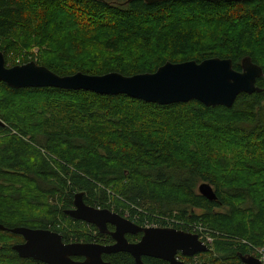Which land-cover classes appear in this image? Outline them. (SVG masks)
Returning <instances> with one entry per match:
<instances>
[{"label": "trees", "instance_id": "obj_1", "mask_svg": "<svg viewBox=\"0 0 264 264\" xmlns=\"http://www.w3.org/2000/svg\"><path fill=\"white\" fill-rule=\"evenodd\" d=\"M0 51L9 67L35 61L59 76L130 77L211 58L231 59L241 71L245 57L264 71V0H0ZM257 86L261 92L227 108L0 82V223L106 246L108 236L65 214L83 193L87 205L129 213L142 226L209 234L212 251L199 255L201 264L258 256L264 77ZM203 183L216 201L199 193ZM21 242L0 231V264H44L21 258L13 250ZM103 259L136 264L125 253Z\"/></svg>", "mask_w": 264, "mask_h": 264}, {"label": "water", "instance_id": "obj_2", "mask_svg": "<svg viewBox=\"0 0 264 264\" xmlns=\"http://www.w3.org/2000/svg\"><path fill=\"white\" fill-rule=\"evenodd\" d=\"M131 1V0H129ZM148 4L170 0H144ZM208 2H246L248 0H206ZM263 69L254 65L250 57L241 62V71L234 69L231 59L211 58L201 63L189 61L179 64L166 63L155 73L124 76L109 73L93 76L76 73L59 76L35 61L8 67L0 51V82L20 90L26 88H57L63 90L89 91L100 95H126L146 103L167 106L197 101L206 107L224 106L232 108L240 94L261 92L257 79L264 76ZM0 126L5 124L0 121ZM199 193L213 202L217 194L207 183L199 186ZM74 220L95 226L100 234L111 235L115 244H65L57 232L28 227L7 228L0 223V231L21 236L23 243L13 246L23 259H34L45 264H112L104 255L126 253L136 264H143L142 258L149 257L169 264H188L177 259L178 253L194 257L209 251L208 246L193 234L175 228L141 227L129 218L109 209H98L84 201V194L74 197V208L65 211ZM109 225L115 231L109 230ZM143 234L138 243H130L127 235ZM84 258L76 261L73 258ZM245 264H262L253 256H241Z\"/></svg>", "mask_w": 264, "mask_h": 264}, {"label": "flooded vegetation", "instance_id": "obj_3", "mask_svg": "<svg viewBox=\"0 0 264 264\" xmlns=\"http://www.w3.org/2000/svg\"><path fill=\"white\" fill-rule=\"evenodd\" d=\"M73 208H74V206H73ZM72 208V209H73ZM136 224V223H135ZM137 225H139V224H137ZM139 226H141V227H144V228H149V226H142V225H139ZM109 230L111 231V232H113V231H115V227L114 226H112V225H109ZM171 228V227H170ZM103 235V234H102ZM104 236H108L109 237V239H108V237L106 238V240H105V242H107L108 244H106V246H109V245H113V244H115V241H114V239H113V237L111 236V235H104ZM142 236H143V234H138V235H130V234H128L127 235V239H128V241L130 242V243H138L140 240H141V238H142ZM63 237V236H62ZM201 240L202 241H204V238H202L201 237ZM23 242H24V239H23ZM23 242H21V243H23ZM63 242L65 243V244H74V243H82V242H74V241H69V242H65L64 241V239H63ZM205 242V241H204ZM83 244H92V243H83ZM97 244V243H96ZM99 245H102V244H99ZM209 246V245H208ZM211 246V245H210ZM210 246H209V252H207V253H201V254H208V253H210L212 250H211V248H210ZM117 254H121V253H117ZM117 254H111V255H104V256H112V255H117ZM126 254V253H125ZM199 255L200 254H198V255H196V256H194V257H185V256H183L181 253H178V255H177V259L179 260V261H183V262H185V263H188V264H201L200 263V260L199 259H197V258H199ZM253 256V257H255L256 259H258L259 258V256H255L252 252H247L246 254H242V253H239V254H237V256H238V258L240 259V262H241V264H245V263H243V261H242V259H241V256ZM103 256V257H104ZM131 256V255H130ZM207 256V255H206ZM132 257V256H131ZM133 258V257H132ZM144 258H149V257H143L142 259H144ZM209 258V257H208ZM74 260H76V261H83L84 260V258H82V257H80V258H73ZM134 259V258H133ZM150 259H153V258H150ZM34 260V259H33ZM155 260H157V259H155ZM37 261V260H36ZM135 261V260H134ZM162 261V260H161ZM38 262H40V261H38ZM235 262H237L236 260H235ZM41 263H43V262H41ZM167 263V262H166ZM45 264V263H44ZM167 264H169V263H167ZM236 264V263H235Z\"/></svg>", "mask_w": 264, "mask_h": 264}, {"label": "rangeland", "instance_id": "obj_4", "mask_svg": "<svg viewBox=\"0 0 264 264\" xmlns=\"http://www.w3.org/2000/svg\"><path fill=\"white\" fill-rule=\"evenodd\" d=\"M35 50H36V51H35L34 53H35L36 55H38V54H39V49L37 48V49H35ZM35 59H36V58H35ZM36 60H37V59H36ZM198 190H199V188H198ZM112 211H113V210H112ZM125 217L130 218L129 213H126V214H125ZM202 238H204V241H205V242H204V241H203V242H204L207 246H208V245H209V246H210V245L212 246V244H213V238L210 237L209 234H207V236H204V237L202 236ZM18 240H19V239H15V241H17V242H18ZM209 246H208V247H209Z\"/></svg>", "mask_w": 264, "mask_h": 264}, {"label": "bare ground", "instance_id": "obj_5", "mask_svg": "<svg viewBox=\"0 0 264 264\" xmlns=\"http://www.w3.org/2000/svg\"><path fill=\"white\" fill-rule=\"evenodd\" d=\"M164 2V1H163ZM246 58V57H245ZM251 58V57H250ZM251 61H252V63L255 65V63L253 62V60H252V58H251ZM257 65V64H256ZM8 66V65H7ZM259 66V65H258ZM9 67V66H8ZM261 67V66H260ZM262 68V67H261ZM263 69V68H262ZM264 73V72H263ZM264 77V76H263ZM262 77V78H263ZM258 79H260V78H258ZM257 79V80H258ZM261 89V88H260ZM241 95V94H240ZM77 195V194H76ZM191 233V232H190ZM193 234H195V233H193ZM209 248V247H208ZM210 250V249H209ZM257 251V254H258V256H262V255H264V247H262V248H259V249H257L256 250ZM209 252V251H208ZM207 253V252H206Z\"/></svg>", "mask_w": 264, "mask_h": 264}, {"label": "built area", "instance_id": "obj_6", "mask_svg": "<svg viewBox=\"0 0 264 264\" xmlns=\"http://www.w3.org/2000/svg\"><path fill=\"white\" fill-rule=\"evenodd\" d=\"M260 261L264 264V255L259 256Z\"/></svg>", "mask_w": 264, "mask_h": 264}]
</instances>
